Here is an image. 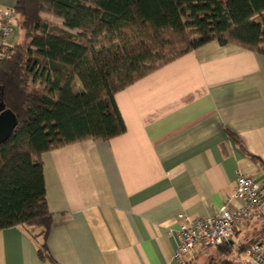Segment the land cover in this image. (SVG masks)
<instances>
[{
    "label": "crops",
    "instance_id": "crops-1",
    "mask_svg": "<svg viewBox=\"0 0 264 264\" xmlns=\"http://www.w3.org/2000/svg\"><path fill=\"white\" fill-rule=\"evenodd\" d=\"M14 6L0 0V10ZM20 40L17 25L0 49ZM114 100L124 134L41 156L52 261L37 256L39 229L16 226L0 230V264H180L181 217L214 216L237 171L264 184L251 158L264 162L263 56L213 41ZM257 241L264 250L262 224L246 221L228 245L197 247L187 264H234Z\"/></svg>",
    "mask_w": 264,
    "mask_h": 264
},
{
    "label": "trees",
    "instance_id": "trees-1",
    "mask_svg": "<svg viewBox=\"0 0 264 264\" xmlns=\"http://www.w3.org/2000/svg\"><path fill=\"white\" fill-rule=\"evenodd\" d=\"M14 8L21 40L0 49V104L17 119L0 144V230L39 229L37 256L52 261L42 154L124 134L115 95L210 42L264 57V0H15Z\"/></svg>",
    "mask_w": 264,
    "mask_h": 264
},
{
    "label": "built area",
    "instance_id": "built-area-1",
    "mask_svg": "<svg viewBox=\"0 0 264 264\" xmlns=\"http://www.w3.org/2000/svg\"><path fill=\"white\" fill-rule=\"evenodd\" d=\"M0 38L6 39L14 33L18 22L15 8L0 10ZM233 202H238L235 208ZM232 206V207H231ZM256 220L264 225V184H257L241 171H237L235 187L219 211L207 218L181 217L178 226L180 239L175 259L187 264L197 247H221L228 245L234 230L242 223ZM234 264H264L261 245H251L244 257Z\"/></svg>",
    "mask_w": 264,
    "mask_h": 264
},
{
    "label": "water",
    "instance_id": "water-1",
    "mask_svg": "<svg viewBox=\"0 0 264 264\" xmlns=\"http://www.w3.org/2000/svg\"><path fill=\"white\" fill-rule=\"evenodd\" d=\"M17 126V119L9 110L0 104V144L7 141Z\"/></svg>",
    "mask_w": 264,
    "mask_h": 264
},
{
    "label": "rangeland",
    "instance_id": "rangeland-1",
    "mask_svg": "<svg viewBox=\"0 0 264 264\" xmlns=\"http://www.w3.org/2000/svg\"><path fill=\"white\" fill-rule=\"evenodd\" d=\"M46 20H48L49 22L62 27V24L60 23V21L57 18L54 17H50V16H43ZM77 84V83H76ZM76 88L79 89V85H76Z\"/></svg>",
    "mask_w": 264,
    "mask_h": 264
}]
</instances>
